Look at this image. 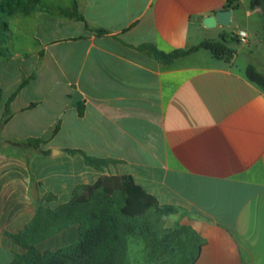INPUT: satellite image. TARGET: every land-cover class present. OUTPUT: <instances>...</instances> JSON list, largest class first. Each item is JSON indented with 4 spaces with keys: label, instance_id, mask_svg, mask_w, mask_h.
<instances>
[{
    "label": "crops",
    "instance_id": "obj_1",
    "mask_svg": "<svg viewBox=\"0 0 264 264\" xmlns=\"http://www.w3.org/2000/svg\"><path fill=\"white\" fill-rule=\"evenodd\" d=\"M75 1L83 21L59 9L7 19L10 56L0 57V264L23 252L8 235L32 220L37 204H64L76 186L102 175L130 176L161 204L178 207L173 224L201 239L194 264H264V93L244 74L256 59L253 49L264 53L262 6ZM224 8L231 10L229 25H202ZM238 31L247 34L246 44ZM203 40L226 41L232 52L219 59L199 49L164 66L140 49L169 53ZM29 76L5 115L6 102ZM36 139L38 147L30 143ZM69 149L113 163L94 169ZM78 235L70 225L36 248L54 251Z\"/></svg>",
    "mask_w": 264,
    "mask_h": 264
},
{
    "label": "trees",
    "instance_id": "obj_2",
    "mask_svg": "<svg viewBox=\"0 0 264 264\" xmlns=\"http://www.w3.org/2000/svg\"><path fill=\"white\" fill-rule=\"evenodd\" d=\"M263 0H250V7H261ZM238 5L237 0H228L227 7ZM40 7V0H0V57H6L8 50L7 19L15 15H30ZM67 17L83 21L77 3L72 0L70 8L63 11ZM98 32H103L99 30ZM236 40L234 35L231 36ZM141 50L164 66L171 65L179 57L199 49L207 50L215 58L229 56L232 49L226 41L203 40L185 50L164 53L152 45H142ZM246 79L264 93V73L248 64L244 70ZM33 76L21 81L15 94ZM6 120V117L3 121ZM41 141L30 142L38 147ZM70 154H80L84 163L94 169H102L113 161L97 158L81 150H66ZM46 153V151H42ZM50 198H45L49 201ZM179 212L170 204L159 200L135 183L127 175H102L94 183L78 185L68 202L50 208L37 204L32 220L19 232L9 234V238L23 252L14 253L10 264H130L128 262V242L133 236L141 238L145 256L142 264H194L202 243L200 237L189 226L175 222L166 227L169 216ZM78 226V239L54 251L40 252L36 245L65 230L70 225Z\"/></svg>",
    "mask_w": 264,
    "mask_h": 264
},
{
    "label": "rangeland",
    "instance_id": "obj_3",
    "mask_svg": "<svg viewBox=\"0 0 264 264\" xmlns=\"http://www.w3.org/2000/svg\"><path fill=\"white\" fill-rule=\"evenodd\" d=\"M68 4H69V0H40V7L37 10L48 9L50 11L57 12V10L59 9V12L63 14V11H66L70 8L71 4L70 5ZM36 11L32 12L30 15H33ZM253 55L256 59H251L249 64L254 65L258 70L264 71V65L262 64L264 63L263 50L257 51L256 48H254ZM7 56L8 57L10 56L9 52ZM172 221H173V216H170L169 219H167L165 226L166 227L172 226L173 225ZM144 256H145V249L141 238L138 236L131 237L129 240L128 262L130 264H142L144 261Z\"/></svg>",
    "mask_w": 264,
    "mask_h": 264
},
{
    "label": "water",
    "instance_id": "obj_4",
    "mask_svg": "<svg viewBox=\"0 0 264 264\" xmlns=\"http://www.w3.org/2000/svg\"><path fill=\"white\" fill-rule=\"evenodd\" d=\"M261 9L263 10L264 13V0ZM230 16H231V10L224 8L222 10L216 11L215 13L209 16L204 17L201 23L207 28L214 27L217 24L227 26L229 25Z\"/></svg>",
    "mask_w": 264,
    "mask_h": 264
},
{
    "label": "built area",
    "instance_id": "obj_5",
    "mask_svg": "<svg viewBox=\"0 0 264 264\" xmlns=\"http://www.w3.org/2000/svg\"><path fill=\"white\" fill-rule=\"evenodd\" d=\"M238 40L240 43L246 44L248 41V37L247 34L244 31H238V33L236 34Z\"/></svg>",
    "mask_w": 264,
    "mask_h": 264
}]
</instances>
